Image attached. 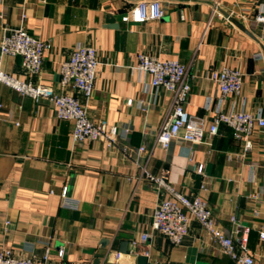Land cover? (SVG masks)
Returning a JSON list of instances; mask_svg holds the SVG:
<instances>
[{
	"label": "crops",
	"instance_id": "obj_1",
	"mask_svg": "<svg viewBox=\"0 0 264 264\" xmlns=\"http://www.w3.org/2000/svg\"><path fill=\"white\" fill-rule=\"evenodd\" d=\"M138 1L0 0V39L4 26H24L51 43L34 81L62 90L60 66L72 48L95 47L92 95L67 92L80 99L91 119L104 118L119 132L127 129L111 147L103 140L73 141V121L57 118L47 99L35 102L0 83V249L40 257L48 246L50 260L65 264H232L194 219L178 245L152 228L153 209L169 193L143 176L144 167L163 175L175 190L205 199L224 230L233 228L231 216L250 226L249 252L254 264H264L257 232L264 224V128L253 130L246 152L222 122L203 142L175 140L164 149L156 133L171 112L170 94L152 87L150 75L135 68L139 52L186 65L191 84L186 111L202 119L206 132L216 110L264 117V35L255 21L264 0H160L162 18L123 22L122 15ZM213 1L218 2L215 12ZM0 60L7 73L29 78L20 56ZM224 66L242 71L239 94L222 96L209 78L211 68ZM128 98L133 105L126 104ZM125 144L146 148L144 166L142 157L123 149ZM64 185L67 201L59 194ZM143 232L148 239L132 245Z\"/></svg>",
	"mask_w": 264,
	"mask_h": 264
},
{
	"label": "built area",
	"instance_id": "obj_2",
	"mask_svg": "<svg viewBox=\"0 0 264 264\" xmlns=\"http://www.w3.org/2000/svg\"><path fill=\"white\" fill-rule=\"evenodd\" d=\"M213 12L217 11V1H213ZM164 6L160 0H140L132 7L129 14L121 17L123 22L132 21L142 24L158 20L164 15ZM0 14V19H1ZM26 15L21 13L20 20L24 23ZM255 21L260 23L264 35V11L255 15ZM51 48V43L29 34L24 26L17 28L3 27L0 39V58L3 55L20 56L21 66L27 70L29 78L20 80L1 67L0 83L13 90L31 97L35 102L47 99L54 107L56 117L73 121L71 137L73 141L83 139L103 140L111 147L119 138H125L127 129L119 132L115 125H109L107 120L99 118L93 120L89 117L87 108L75 95L68 90H76L80 95L88 99L93 93L96 65L98 63L96 49L92 45L76 44L67 59L60 66V91H55L52 86L43 84L40 80L34 81L32 77H38L41 71L44 52ZM1 61V60H0ZM135 68L142 73L150 75L152 87H163L170 94L171 112L160 124L156 133V140L166 149L175 140L189 143L203 142L208 135L211 138L218 131L219 123H225L232 128L237 139L243 141L244 152L252 147L251 134L253 130L264 128V117L246 110H231L224 112L216 110L212 123L205 131L202 119H198L186 111L191 84L187 76V66L178 59H160L154 55L139 52ZM209 78L216 83L222 96L239 94L243 86V73L239 68L224 66L211 68ZM127 105H133L134 100L128 98ZM3 104L0 101V121L2 120ZM18 125V122H15ZM206 132V133H205ZM124 150L133 153L135 159L143 158L142 166L146 159V148L140 145L130 148L124 145ZM141 166V167H142ZM203 164H198L195 170L202 173ZM143 176L163 188L169 193V198L157 202L152 213L151 226L163 234L172 244L178 245L186 237L191 219L196 220L206 232L210 240L216 241L222 252L233 261L232 264H254V258L248 248V234L251 227L241 224L235 216L230 217L234 225L229 231L219 226L207 201L199 195H186L175 190L163 175H153L142 167ZM204 186V184H203ZM204 188V187H203ZM68 187L64 185L60 190V197L67 201ZM255 197V196H253ZM9 222H5L6 228ZM258 238L264 243V224L258 229ZM148 239V233L143 232L139 241L133 240L132 245ZM50 248L45 247L40 257H20L8 248L0 249V264H65L54 262L49 258ZM57 255H64V248L57 249ZM117 258L119 254H116ZM71 264H89L75 261Z\"/></svg>",
	"mask_w": 264,
	"mask_h": 264
}]
</instances>
